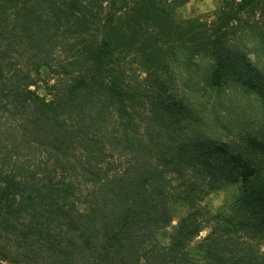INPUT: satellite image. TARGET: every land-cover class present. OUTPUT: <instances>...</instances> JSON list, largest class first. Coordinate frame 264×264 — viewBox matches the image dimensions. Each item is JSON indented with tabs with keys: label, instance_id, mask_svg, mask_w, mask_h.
<instances>
[{
	"label": "trees",
	"instance_id": "16d2710c",
	"mask_svg": "<svg viewBox=\"0 0 264 264\" xmlns=\"http://www.w3.org/2000/svg\"><path fill=\"white\" fill-rule=\"evenodd\" d=\"M189 1L0 0V264H264V0Z\"/></svg>",
	"mask_w": 264,
	"mask_h": 264
},
{
	"label": "rangeland",
	"instance_id": "374dc122",
	"mask_svg": "<svg viewBox=\"0 0 264 264\" xmlns=\"http://www.w3.org/2000/svg\"><path fill=\"white\" fill-rule=\"evenodd\" d=\"M221 1L222 0H190L188 3L178 8L176 14L179 19L198 18L201 20H210L216 14ZM41 71V75L44 76L46 71L44 69ZM36 87L39 95L48 97L45 85L40 83L36 85ZM239 186V183H237L226 189L215 191L208 195L201 204L211 213H214L221 206L234 203L241 193ZM173 213L174 220L170 226L157 234L158 239L163 243L167 242L172 226H174L176 220L185 213V208L181 204H177L173 207ZM207 232L208 231L201 232L200 237H203Z\"/></svg>",
	"mask_w": 264,
	"mask_h": 264
}]
</instances>
